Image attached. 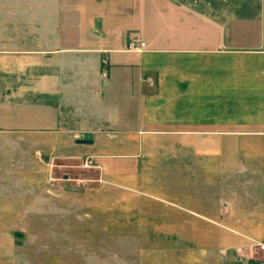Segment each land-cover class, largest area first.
I'll return each instance as SVG.
<instances>
[{"label":"rangeland","instance_id":"374dc122","mask_svg":"<svg viewBox=\"0 0 264 264\" xmlns=\"http://www.w3.org/2000/svg\"><path fill=\"white\" fill-rule=\"evenodd\" d=\"M33 6L38 27L53 26L61 45H91L78 34L94 21L80 19L74 0ZM30 26L23 19L19 27ZM63 56L55 55L51 92L41 97L62 106L60 137L51 147V134L37 130L21 148L0 144V263L223 264L240 217H259L254 193L264 194V127H224L237 120L236 110L224 105L221 84L207 83L197 84V102L183 100L181 119L214 124L149 121L146 94L158 99L151 119H179L175 91L190 93L191 84H159V70L157 82L146 75L150 84L136 62L106 65L99 54L80 96L66 91ZM66 104L73 105L70 119ZM87 137L94 147L75 146ZM246 230L264 238V228Z\"/></svg>","mask_w":264,"mask_h":264},{"label":"crops","instance_id":"0c3cea01","mask_svg":"<svg viewBox=\"0 0 264 264\" xmlns=\"http://www.w3.org/2000/svg\"><path fill=\"white\" fill-rule=\"evenodd\" d=\"M74 1L80 7V19L94 21L88 31L78 34L84 37L79 41L91 45H61V40L56 39L60 34L53 26L38 27L39 15L33 4H48L49 0H0V20L18 25L0 26V144L12 143L21 148L37 130L51 134V147L53 138L60 137L54 134L59 133L56 128L64 127L62 106L41 97L51 92L49 84L54 80L55 55L65 52L66 58L63 56L60 60L63 70L66 65L67 92L81 96L82 89L92 82L89 63L97 60L100 54L99 58L106 65L124 67L136 62L142 79L150 84L152 78L146 75H155L157 70L159 84L174 83L179 87L184 83L191 84L190 93L175 91L174 100L180 102L173 105V111L179 119L161 122L151 119L154 117L153 101L158 102V99H153V94H146L145 112L149 121L214 124L199 123L196 117L189 121L181 119L183 100L190 98L197 102V84L207 83L221 84L224 105L229 110H236L237 120L224 121V127H264V0ZM24 5L31 7L25 18L22 12L28 6ZM23 19L31 26L19 27ZM46 23L49 24L48 20ZM131 42H144L145 46L140 51L134 50L130 48ZM123 57H130V60L122 61ZM40 69L44 74L39 79L36 72ZM105 76L109 77V74L104 73ZM154 79L156 81V75ZM161 93V99H164L165 92ZM105 102L107 98L98 102V108ZM72 107L66 104L68 119ZM65 127L74 126L68 123ZM77 140L75 146L96 145L93 140L85 144L77 143ZM263 196L261 192L254 193V205L259 208L261 219L248 221L240 217L238 238L226 247L229 252L224 256L223 264H255L262 256L255 253V246L264 244V238L246 229L264 228L261 222ZM19 243L18 247L22 242Z\"/></svg>","mask_w":264,"mask_h":264},{"label":"built area","instance_id":"2783aa9c","mask_svg":"<svg viewBox=\"0 0 264 264\" xmlns=\"http://www.w3.org/2000/svg\"><path fill=\"white\" fill-rule=\"evenodd\" d=\"M144 46H145V43L144 42H141V43L131 42L130 43V48L131 49H134V50H138V51H140L141 49H143ZM258 246L261 248V250L264 251V244L259 243ZM255 264H264V255L261 256L260 258H257L255 260Z\"/></svg>","mask_w":264,"mask_h":264},{"label":"water","instance_id":"95a60500","mask_svg":"<svg viewBox=\"0 0 264 264\" xmlns=\"http://www.w3.org/2000/svg\"><path fill=\"white\" fill-rule=\"evenodd\" d=\"M93 141L89 138H84V139H78L77 140V143H80V144H85V143H92ZM21 236V234H19Z\"/></svg>","mask_w":264,"mask_h":264}]
</instances>
